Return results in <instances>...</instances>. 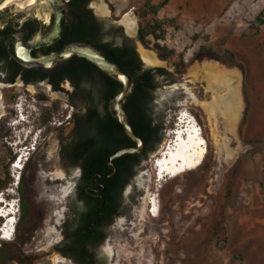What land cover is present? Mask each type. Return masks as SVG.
<instances>
[{
    "label": "rangeland",
    "instance_id": "rangeland-1",
    "mask_svg": "<svg viewBox=\"0 0 264 264\" xmlns=\"http://www.w3.org/2000/svg\"><path fill=\"white\" fill-rule=\"evenodd\" d=\"M145 2L91 0L90 7L116 25L125 13H132L137 30L129 38L139 56L143 47L157 58L144 64L165 68L176 79L163 81L154 93V117L163 121L159 150L170 143L171 129L183 127L178 117L186 112L201 128L207 154L196 170L165 180L160 187L150 179L158 154L142 162L133 184L123 190L122 214L107 229L109 264H264V24L257 33L246 34L264 0H169L155 14H144ZM100 4L108 13L99 11ZM161 46L166 47L164 54ZM205 65L233 76L231 84L223 78L212 80ZM232 89L234 103L229 100ZM234 108L238 120L231 129L226 114ZM6 127L12 131L9 124ZM6 146L14 151V144ZM8 155L0 145V176L7 171L12 179L17 172ZM45 160L41 175L54 176L51 172L60 169L56 159ZM77 173L73 171L72 178ZM148 193L156 197V218L146 212L149 206L143 199ZM46 194L40 192L32 204V236L26 238L21 227L11 240L0 238L5 257L0 264H69L52 250L60 227L48 217L40 220V209L50 205Z\"/></svg>",
    "mask_w": 264,
    "mask_h": 264
},
{
    "label": "flooded vegetation",
    "instance_id": "flooded-vegetation-1",
    "mask_svg": "<svg viewBox=\"0 0 264 264\" xmlns=\"http://www.w3.org/2000/svg\"><path fill=\"white\" fill-rule=\"evenodd\" d=\"M67 1L69 3L70 0ZM90 3L91 1L84 10H91L94 17L109 24V21L93 12ZM41 11L42 16H38L35 9L26 13H0V145L5 148L6 154L9 153L8 161L11 164L19 156V150H24L32 142L36 144L20 169L21 177L16 193L7 192L3 205L6 207L11 199L17 198L15 232L18 235L21 227H24L23 234L29 238L36 232L35 224L30 222L32 204L36 195L44 191L50 205L40 209V220L43 222L48 217L54 225L60 227V238L53 246V252L66 259L69 264H109L110 254L104 245L109 237L107 229L112 222H108L107 209L94 205L98 191L104 187L95 183L94 179L97 187L82 183L88 192L87 198L81 196L78 181L82 166L79 163L89 160L91 155L102 159L110 146L107 141L108 133L121 134V131L116 124L108 121L107 116L111 115L109 103L101 98V88L93 87V78L97 73L92 67L81 61L79 63L72 58L73 55L47 66L46 69L27 67L15 59L13 46L17 39L27 42L37 35L47 33L53 27L52 12L47 8ZM66 12L69 15L67 21L71 19V15L68 10ZM45 14H48V19H45ZM74 42L64 36L63 29L57 41L31 50L30 56L41 58ZM21 50L23 51L22 48ZM171 78L174 79L172 74ZM193 89L197 91V87ZM21 100L33 104L30 112L26 110L23 113L24 121L19 119L20 113L17 110ZM93 111L101 117L98 122L91 120ZM103 118H106L107 125L101 124ZM6 124L12 127V131ZM162 141L149 156L159 153ZM6 142L14 144L13 152L8 150ZM105 146L107 148L104 151ZM151 146L152 142L144 144L140 153L149 150ZM49 148L53 150L50 152ZM49 157L56 159V164L63 173L61 177L55 171H49L54 176L47 175L48 178L41 175L45 159ZM50 167L53 168L51 165ZM50 167L47 169H51ZM73 171H77L78 175L72 178ZM68 183H73L72 187ZM55 195L62 199L54 200ZM57 212L60 214L59 221ZM115 217L117 216L113 219ZM1 225L2 223L0 228ZM1 235L0 231V237Z\"/></svg>",
    "mask_w": 264,
    "mask_h": 264
},
{
    "label": "trees",
    "instance_id": "trees-1",
    "mask_svg": "<svg viewBox=\"0 0 264 264\" xmlns=\"http://www.w3.org/2000/svg\"><path fill=\"white\" fill-rule=\"evenodd\" d=\"M91 0H70L68 3V13L71 19H68L64 25V36L69 40L81 42L97 48L106 59L116 63L123 71L130 75L134 81L133 91L126 98L124 110L129 118L130 125L135 134L139 135L144 144L152 142L151 148L138 154H125L113 160L117 167L115 174L102 180L96 176V179L103 183V190L98 191V196L94 199L95 206H101L107 209L109 216L108 222H112L114 216L122 214V204L125 201L123 190L126 185L133 184L134 178L141 170V164L146 160L151 152L155 151L157 145L163 139V121L156 120L153 109L154 93L163 81L174 82L171 73L162 67L146 66L140 58L135 44L123 31L121 25L105 23L91 14V10H84V7ZM169 0H162L158 5L146 0L144 14L149 12L155 14L162 6L166 5ZM264 24V7L255 17V23L251 25L246 32L252 35L258 32L259 27ZM142 34V31H140ZM144 35V34H143ZM141 38H143L141 36ZM159 50L162 54L166 52V47L161 46ZM73 59L83 62L85 65L92 67L97 75L93 78V87H99L103 91L101 98L109 103L114 95L122 88V83L106 75L99 70L90 61L73 55ZM82 64V63H81ZM108 121L116 124L121 134L112 132L108 133L107 141L109 150L102 159H97L91 155L89 160L79 163L82 166V173L78 181L79 194L87 198L88 190L82 185L90 184L97 187L93 181V176L101 174L102 176L110 173L113 168L108 164V157L115 151L124 147H134L136 144L123 131L121 124L110 114ZM101 117L97 112H92V122H98ZM101 124L107 125L106 118H103ZM114 146L112 147V145ZM106 146L103 150H106ZM7 171L0 176V191L5 189L10 183ZM102 188V187H101ZM89 200H93L89 198ZM5 257L0 252V261L4 262Z\"/></svg>",
    "mask_w": 264,
    "mask_h": 264
},
{
    "label": "bare ground",
    "instance_id": "bare-ground-1",
    "mask_svg": "<svg viewBox=\"0 0 264 264\" xmlns=\"http://www.w3.org/2000/svg\"><path fill=\"white\" fill-rule=\"evenodd\" d=\"M34 1L35 0H2L0 2V10H2L5 7H9L10 5L13 4L15 11H18L24 7L32 5ZM99 11L103 13H108V9L106 8L104 4L99 5ZM37 15L42 16L43 12L41 10H38ZM44 17L45 19H48V14H45ZM121 23L124 25V28L129 35H135L136 30H137V22H136L135 17L132 15V13L130 12L125 13L121 18ZM138 51L144 62L146 63H156L157 62V58L155 57L153 52L146 50L143 47H139ZM18 53L19 54L22 53L21 48H18ZM205 71L207 72L209 77L216 82L221 80L220 78L226 79L228 83L230 81L232 82L231 79L233 76L230 77L226 75V73H224L219 67L215 65H205ZM232 90L233 91L230 93L231 96H229V100H233V103H234L233 98H235V95H234L235 90L234 89ZM226 117L228 120L227 122H228L229 127L231 129H234V127L236 126L237 120H238L237 109L234 108L231 112L226 114ZM177 135L178 136L175 138L174 142L170 141V143L164 144L162 150L160 151L161 153H158V156L156 155L157 157L152 162V170H150L151 171L150 179L154 177V181L157 187H160L163 181L165 180H169V179L171 180L187 172L196 170L202 164L207 154V142L203 136V132L201 128L198 127L197 123L196 124L193 123L191 126H189L186 129H184V126L181 128H178ZM14 167L17 168V166H13V168ZM62 174L63 173L60 170L56 171V175L58 177H61ZM65 191L66 190L63 191V194L65 193ZM53 198L56 201H59L62 199V197L56 196V195ZM155 198L152 197V194L148 193L144 196V199H143L144 204L149 206L148 209H146V212L151 218L158 217V213H159V210L156 204L157 201L155 200ZM2 201L4 200L1 198L0 203ZM6 205H7L6 207H2L0 209V212L2 213L0 217L3 216L4 220L6 221L5 225L2 227V230H0L2 233L0 238L5 241H8V240H11L13 236V233L11 231H13V228H15V219H14L15 213H13V208H11L10 203ZM59 213H61V210L59 211ZM59 213L57 212L58 221L60 219ZM142 220L144 219L142 218ZM120 233L121 232L118 233L117 237H119ZM179 236L181 239L182 233H179ZM7 237H10V238H7ZM118 256L120 257V255Z\"/></svg>",
    "mask_w": 264,
    "mask_h": 264
},
{
    "label": "water",
    "instance_id": "water-1",
    "mask_svg": "<svg viewBox=\"0 0 264 264\" xmlns=\"http://www.w3.org/2000/svg\"><path fill=\"white\" fill-rule=\"evenodd\" d=\"M1 1L2 0H0V2ZM39 6L42 9L47 8L52 12V14L54 15L53 27L47 33L42 35H37L32 39L28 40L27 42H24L20 39H17L15 41L13 46L14 57L19 63L27 67L35 66L41 69H46L47 66L55 62H61L70 58L72 55H76L90 61L103 73L122 83V88L114 95V97L109 102V111L111 115L121 124L125 134L131 140H133L136 145L134 147L121 148L108 157L107 159L108 164L111 165L113 168V170L110 173L104 176H102L101 174H96L93 176L95 183L103 187V183L98 181L96 179V176L102 180L111 178L116 172V166L113 163L114 159L121 157L122 155L125 154H138L141 152L144 146L143 139L139 135L133 132L129 122V118L123 108V103L133 91L134 81L132 80L130 75L127 74L125 71H123L116 63H113L108 59H106V57L103 54H101L97 48L80 42L69 43L59 51L53 52L47 56H43L41 58H32L30 56L31 50L35 48H39L41 46L52 44L61 37L63 33L65 21L69 17V15H67L66 12L68 7V1L67 0H35L32 5L24 7L18 11H15L13 4L10 5L9 7H5L2 10H0V13L1 12L26 13V12H31L32 10L36 9ZM119 24L123 26L122 23ZM124 33L128 37L133 36V35H129L126 32L125 28H124ZM18 46H20L23 49L21 54L18 53L17 50ZM121 76H123L124 79H121ZM183 81L184 79H180L179 84H181ZM159 153L161 152L159 151Z\"/></svg>",
    "mask_w": 264,
    "mask_h": 264
},
{
    "label": "built area",
    "instance_id": "built-area-1",
    "mask_svg": "<svg viewBox=\"0 0 264 264\" xmlns=\"http://www.w3.org/2000/svg\"><path fill=\"white\" fill-rule=\"evenodd\" d=\"M36 144L34 142H32L29 146L25 147V158L29 157V154L32 150L35 149ZM19 157L17 156L13 162L10 164L11 169H13L14 171H16V174H12V180L10 181V183L7 185V187L3 190L0 191V199L2 198L4 200L5 197V192H13L16 193L17 191V187L18 184L20 182V177H21V171L20 169H22V162H19ZM13 166H17V168H13ZM20 168V169H19ZM14 201H17V198L15 197L13 199Z\"/></svg>",
    "mask_w": 264,
    "mask_h": 264
},
{
    "label": "clouds",
    "instance_id": "clouds-1",
    "mask_svg": "<svg viewBox=\"0 0 264 264\" xmlns=\"http://www.w3.org/2000/svg\"><path fill=\"white\" fill-rule=\"evenodd\" d=\"M33 109V104H31V102L30 101H24V100H21L20 101V105L18 106V108H17V110L19 111V113H20V120H25V118H24V112L26 111V110H29V112H30V110H32ZM26 114V113H25ZM25 149L24 150H19V162H22V165L26 162V160H27V158H25ZM5 194H6V192H5ZM14 199V198H13ZM13 199H11V201L9 202L10 204H11V208H13V213H15V210H16V208H17V206H16V204H17V202L16 201H14ZM6 202V200H5V198H4V201H2V203H5ZM2 207H0V209H1ZM2 213L0 212V215H1ZM14 219H15V217H14ZM15 225H16V220H15ZM14 231H15V228H13V231H11L12 233H14Z\"/></svg>",
    "mask_w": 264,
    "mask_h": 264
},
{
    "label": "snow or ice",
    "instance_id": "snow-or-ice-1",
    "mask_svg": "<svg viewBox=\"0 0 264 264\" xmlns=\"http://www.w3.org/2000/svg\"><path fill=\"white\" fill-rule=\"evenodd\" d=\"M121 79H124V77L123 76H121ZM78 174V173H77ZM7 238H10V237H7Z\"/></svg>",
    "mask_w": 264,
    "mask_h": 264
}]
</instances>
